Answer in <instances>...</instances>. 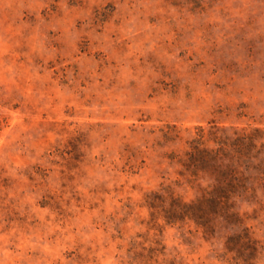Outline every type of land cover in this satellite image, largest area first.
I'll list each match as a JSON object with an SVG mask.
<instances>
[{
	"label": "rangeland",
	"instance_id": "rangeland-1",
	"mask_svg": "<svg viewBox=\"0 0 264 264\" xmlns=\"http://www.w3.org/2000/svg\"><path fill=\"white\" fill-rule=\"evenodd\" d=\"M197 127L264 132V0H0V264H264V134L239 224L148 206Z\"/></svg>",
	"mask_w": 264,
	"mask_h": 264
},
{
	"label": "trees",
	"instance_id": "trees-1",
	"mask_svg": "<svg viewBox=\"0 0 264 264\" xmlns=\"http://www.w3.org/2000/svg\"><path fill=\"white\" fill-rule=\"evenodd\" d=\"M197 129V137L190 141L180 163L192 180L208 176L210 181L202 187L200 196L188 202L172 196L171 192L151 193L148 196V206L160 208L167 223L188 219L209 231L214 227L211 220L217 217L231 219L239 224L235 201L249 190L252 191L248 171L256 168L254 160L259 153L257 142L264 132L259 128H252L249 132L241 131L235 136L224 133L222 137L217 136L216 132H209L206 138L204 128ZM210 141L214 143L213 146L209 144ZM263 145L264 143L260 144L261 147ZM226 247L236 252L248 248V258L251 259L256 255L257 241L242 229L241 233L227 237Z\"/></svg>",
	"mask_w": 264,
	"mask_h": 264
}]
</instances>
